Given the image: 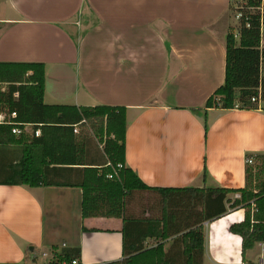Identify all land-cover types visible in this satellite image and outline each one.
Wrapping results in <instances>:
<instances>
[{
	"label": "crops",
	"instance_id": "crops-1",
	"mask_svg": "<svg viewBox=\"0 0 264 264\" xmlns=\"http://www.w3.org/2000/svg\"><path fill=\"white\" fill-rule=\"evenodd\" d=\"M230 4L0 0V63L44 64L47 105L126 108V167L147 187L244 189L247 161L264 156V103L205 109L225 81ZM174 200L136 192L122 218H83L81 189L0 186V264H53L65 249L107 264L125 242L136 264H255L230 231L244 210L199 223L200 206Z\"/></svg>",
	"mask_w": 264,
	"mask_h": 264
},
{
	"label": "trees",
	"instance_id": "trees-1",
	"mask_svg": "<svg viewBox=\"0 0 264 264\" xmlns=\"http://www.w3.org/2000/svg\"><path fill=\"white\" fill-rule=\"evenodd\" d=\"M237 1L241 18L226 37L225 81L207 101V110H257L264 103V0ZM0 85L7 86L5 93L0 92V113H17L15 125H0V186L81 189L83 218H122L128 198L136 192H157L164 205L174 198L187 199L201 207L199 223L223 218L229 204L245 210V220L230 228L242 239L243 258L264 243V156L255 157L256 166L247 168L244 189H152L126 167V108L45 104L46 69L42 63H0ZM15 93L18 99H14ZM24 124L41 130V137L12 133ZM119 165L123 168L118 176L108 179ZM231 194L241 198L233 201ZM252 202L257 207L254 222ZM193 234L202 247V227ZM141 249L138 246L135 252ZM128 253L125 242L123 259L107 264H136ZM36 254L35 248L28 249L25 261L36 260ZM80 259V249H65L53 264Z\"/></svg>",
	"mask_w": 264,
	"mask_h": 264
},
{
	"label": "built area",
	"instance_id": "built-area-1",
	"mask_svg": "<svg viewBox=\"0 0 264 264\" xmlns=\"http://www.w3.org/2000/svg\"><path fill=\"white\" fill-rule=\"evenodd\" d=\"M240 18H241V14L238 15V19H240ZM261 74L264 75V64L261 67ZM6 91H7V86L6 85H0V92L1 93H5ZM13 97H14V99H18L19 98V94L15 93ZM255 101H256V99L252 100V102H255ZM16 118H17V113L16 112H13V113L1 112L0 113V125H15V123L13 121ZM77 131L78 130L76 129L75 132H77ZM12 133L14 135H16V136L29 135L31 137H36V138L41 137V130L34 131L33 130V126L30 125V124H24V125H22V127H15V128H13ZM247 164L249 166H253L255 164V162L252 159H249L247 161ZM122 168L123 167L121 165H119L117 168H115L113 170V174H110L107 178L108 179H113V177H117L118 176V171L120 169H122ZM240 198H241V196L238 195L232 200L234 201V200L240 199ZM241 208L234 209V208H231V206L229 204H227V214H231V213H233L234 211H237V210H244V209H241ZM256 212H257L256 204L254 202H252V204H251L252 222H254L253 221L254 220L253 217H254V214ZM259 246H260L262 252H261V254L258 257V264H264V243L260 244ZM71 264H79V262L77 260H73L71 262ZM243 264H246V263H243Z\"/></svg>",
	"mask_w": 264,
	"mask_h": 264
},
{
	"label": "rangeland",
	"instance_id": "rangeland-1",
	"mask_svg": "<svg viewBox=\"0 0 264 264\" xmlns=\"http://www.w3.org/2000/svg\"><path fill=\"white\" fill-rule=\"evenodd\" d=\"M241 6L240 1L236 3V0H233L232 2V7L233 9L230 10L229 13V23H230V27L232 28H237L239 25V19H238V11L237 9H239V7ZM262 41L264 44V29H263V33H262ZM256 163V162H255ZM254 167L256 166V164L253 165ZM262 250L260 248V246L256 245L255 248L253 250L248 251L249 257L255 262V264H258V257L261 254Z\"/></svg>",
	"mask_w": 264,
	"mask_h": 264
}]
</instances>
